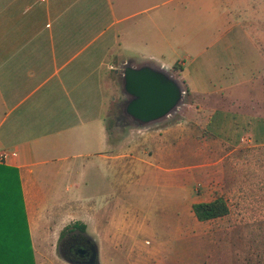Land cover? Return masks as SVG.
Returning a JSON list of instances; mask_svg holds the SVG:
<instances>
[{
  "label": "rangeland",
  "instance_id": "obj_1",
  "mask_svg": "<svg viewBox=\"0 0 264 264\" xmlns=\"http://www.w3.org/2000/svg\"><path fill=\"white\" fill-rule=\"evenodd\" d=\"M156 3L157 8L133 20L143 26L142 41H146L138 53L155 55L154 64L164 63L172 70L174 64H188V57L207 50L203 63L193 67V77L185 81L208 91L233 86L218 95L220 99L195 94L189 99L186 95L184 104L264 114V62L255 49L258 46L264 52V0H157L151 5ZM183 3L185 16L170 15ZM151 18L159 30L147 27ZM163 35L170 40L173 36L175 52L168 46L157 48L155 42L163 43ZM102 38L103 35L97 40ZM90 50L91 47L78 57ZM243 54H248V64ZM120 55L117 46L108 63L118 64ZM240 67H247L253 75L237 85L234 73ZM114 74L110 72L105 86L106 123L113 140L134 137L140 142L148 128L182 122L183 111H178L145 127L132 124L123 112L127 96L121 75ZM172 75L186 90L184 80ZM54 82L55 79L46 84L33 83L30 90L38 87L30 95L32 99ZM8 111L9 107L0 106V121ZM6 126L4 121L1 132ZM194 132L200 137L191 140L187 132L176 129L169 158L157 160L146 154L145 159L154 167L144 165L142 171L139 166L132 171L129 166L135 161L123 156L110 161V168L116 165L118 169L88 165L78 177L80 187L73 198L64 197L56 204L50 202L44 208L40 205L33 209L38 231L35 260L68 264L58 254V239L64 229L76 223L84 224L86 233L96 241L100 264H264V153L241 150L233 160L213 144L211 153L200 154L205 147L204 133L200 135L199 128ZM132 146L129 143L120 149L112 145L108 154L129 155ZM217 195L225 197L230 213L200 222L193 205Z\"/></svg>",
  "mask_w": 264,
  "mask_h": 264
},
{
  "label": "crops",
  "instance_id": "obj_2",
  "mask_svg": "<svg viewBox=\"0 0 264 264\" xmlns=\"http://www.w3.org/2000/svg\"><path fill=\"white\" fill-rule=\"evenodd\" d=\"M152 1L157 0H0V106L9 107L0 121V153H15L7 162H0L7 167L0 168V239H13L8 225L15 224L30 239L35 253L38 231L33 209L73 198L80 187L78 177L88 165L118 169L116 165L110 168V161L123 156L135 161L134 167L129 166L132 171L137 166L154 167L145 159L146 154L157 160L169 158L176 129L187 132L191 140L199 136L195 129L201 130L200 135L204 133L205 147L200 154L211 153L213 144L233 160L241 150L264 153V114L234 112L222 106L209 109L192 102L178 110L183 111L182 122L148 128L140 142L134 137H110L105 112L110 72L121 75L120 68L127 62L135 66L150 63L171 72L164 63H153L155 55L138 53L146 41H142L143 26L133 20L159 6L151 5ZM184 10L183 3L170 15L185 16ZM151 26L159 30L152 18L147 24ZM169 38L163 35V43L155 42L157 48L168 46L175 52L173 36ZM117 46L121 49L119 63H108ZM90 47L85 56L78 57ZM255 49L264 62V52L258 46ZM206 52L188 57V64L179 62V79L184 80L189 99L193 94L220 99L218 95L233 87L208 91L185 81L193 77L191 70L203 63ZM247 55L243 54L245 64L249 63ZM249 73L247 67L237 69V85L249 81L248 75H253ZM51 79L55 82L32 99L38 85L30 90L31 85ZM4 121L7 126L1 132ZM247 136L252 138L251 144L241 141ZM129 143H133L129 155L108 154L110 146L121 149Z\"/></svg>",
  "mask_w": 264,
  "mask_h": 264
},
{
  "label": "water",
  "instance_id": "obj_3",
  "mask_svg": "<svg viewBox=\"0 0 264 264\" xmlns=\"http://www.w3.org/2000/svg\"><path fill=\"white\" fill-rule=\"evenodd\" d=\"M120 72L127 96L123 112L132 124L145 127L163 121L183 106L186 90L170 71L150 63L135 66L127 62ZM95 258L96 251L89 264H95Z\"/></svg>",
  "mask_w": 264,
  "mask_h": 264
},
{
  "label": "trees",
  "instance_id": "obj_4",
  "mask_svg": "<svg viewBox=\"0 0 264 264\" xmlns=\"http://www.w3.org/2000/svg\"><path fill=\"white\" fill-rule=\"evenodd\" d=\"M171 72L179 78L181 72L180 64H174ZM186 95H188L187 89ZM0 168L7 167L0 165ZM193 212L200 222H207L226 217L230 213V207L223 195H217L208 202L194 204ZM16 221L17 218H15L14 222ZM8 226L14 232L13 239H0V264H36L35 253L30 239L20 232L17 225ZM79 228L83 231L86 229L84 224L80 225ZM18 231L19 233H17Z\"/></svg>",
  "mask_w": 264,
  "mask_h": 264
},
{
  "label": "flooded vegetation",
  "instance_id": "obj_5",
  "mask_svg": "<svg viewBox=\"0 0 264 264\" xmlns=\"http://www.w3.org/2000/svg\"><path fill=\"white\" fill-rule=\"evenodd\" d=\"M57 251L60 258L68 264H89L96 251L94 262L100 264L96 241L76 223L60 233Z\"/></svg>",
  "mask_w": 264,
  "mask_h": 264
},
{
  "label": "built area",
  "instance_id": "obj_6",
  "mask_svg": "<svg viewBox=\"0 0 264 264\" xmlns=\"http://www.w3.org/2000/svg\"><path fill=\"white\" fill-rule=\"evenodd\" d=\"M42 1H44V0H42ZM241 141L245 144H251L252 143V139L249 136L243 137L241 139ZM13 156H15V153L2 152V153H0V162L5 163L9 160L10 157H13Z\"/></svg>",
  "mask_w": 264,
  "mask_h": 264
}]
</instances>
